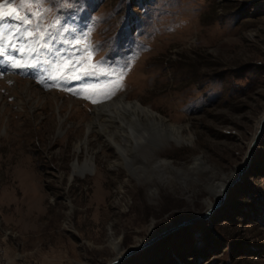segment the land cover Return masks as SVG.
Returning <instances> with one entry per match:
<instances>
[{"label": "rangeland", "instance_id": "rangeland-1", "mask_svg": "<svg viewBox=\"0 0 264 264\" xmlns=\"http://www.w3.org/2000/svg\"><path fill=\"white\" fill-rule=\"evenodd\" d=\"M23 5L0 0V264H112L162 233L120 264H264V0ZM120 99L164 123L136 142L135 109L96 112Z\"/></svg>", "mask_w": 264, "mask_h": 264}, {"label": "bare ground", "instance_id": "bare-ground-1", "mask_svg": "<svg viewBox=\"0 0 264 264\" xmlns=\"http://www.w3.org/2000/svg\"><path fill=\"white\" fill-rule=\"evenodd\" d=\"M16 37V36H15ZM18 38H16L14 41H16ZM13 41V42H14ZM14 46H16V43L14 42ZM125 107H128L131 109H135L132 113V112H128L127 110V113H124L125 114H128V116H130V121H125V124H127V130L129 133L133 134L134 136V139L137 141H141V139H147L148 138V132L147 130H150L149 128H146V126H144V124H147L148 121H155V122H160L161 123H164L163 119L160 118L159 116H157L156 114H154L153 112H151L149 109L147 108H143L141 107L139 104L137 103H124L122 99L120 100H115L111 103H108V104H104L102 106H99L96 108V112L99 114L100 112H105V113H113V116L116 115V112H118L119 116L121 115V113H123V110L122 108H125ZM125 110V109H124ZM106 115V114H105ZM111 116V115H110ZM100 117V116H99ZM109 117V116H108ZM96 119V118H95ZM105 120V119H103ZM262 120L263 118L261 119V123H262ZM106 121V120H105ZM133 122V123H132ZM135 123H139L141 125H143L142 127L146 130H144L143 132H140V134H136V131H135ZM134 124V126H133ZM153 124V123H152ZM107 125V124H106ZM131 125V127H130ZM261 125V124H260ZM133 127H135L133 129ZM155 130V129H154ZM256 137V136H255ZM255 137H254V140H255ZM183 139L182 135L181 137L179 136L178 139ZM253 140V141H254ZM180 141V140H179ZM253 143V142H252ZM252 145V144H251ZM91 161L88 160L87 163L85 164V168H89V166L91 165L90 164ZM160 163L161 164H167L165 161H161L160 160ZM163 166V165H162ZM79 169V167H77ZM80 172V171H79Z\"/></svg>", "mask_w": 264, "mask_h": 264}, {"label": "water", "instance_id": "water-1", "mask_svg": "<svg viewBox=\"0 0 264 264\" xmlns=\"http://www.w3.org/2000/svg\"><path fill=\"white\" fill-rule=\"evenodd\" d=\"M103 104H105V103H103ZM101 105H102V104H101ZM98 106H100V105H98ZM263 135H264V118H263V120H262V123H261L259 129H258V132H257V135H256V137H255V140L253 141L252 145L250 146L249 152H248V154H247V156H246V166H245V168H247V167L249 166V164H250V162H251V160H252V158H253V156H254V154H255V152H256V149H257V147L259 146V144H260V142H261V139L263 138ZM235 183H236V182H235ZM235 183H233V185H234ZM226 195H227V191L224 192V194H223V195L221 196V198L218 200L217 204L214 206V208L211 209V211H209V212L206 214V216L204 217V219H208V218L214 213V211L220 207V205L224 202V200H225V198H226ZM185 225H186V224L182 222V223L179 224L178 226L173 227V230H172V231L174 232V231H176L177 229H180V228L184 227ZM166 234H167V233H164V234L162 233V236H160L159 238H157V239H155V240L153 239V240L149 241V243L146 244L145 246H143L141 249H138V250H135V251H131V252H129L127 255H125V256H123V257L117 259L116 261H114L112 264H120L121 262L125 261V260L128 259L130 256H132L135 252H138V251L142 250L143 248L148 247L149 245L151 246L152 244H154L156 241L160 240L161 237L165 236Z\"/></svg>", "mask_w": 264, "mask_h": 264}, {"label": "snow or ice", "instance_id": "snow-or-ice-1", "mask_svg": "<svg viewBox=\"0 0 264 264\" xmlns=\"http://www.w3.org/2000/svg\"><path fill=\"white\" fill-rule=\"evenodd\" d=\"M23 6H24L23 0H21V7H23ZM2 7L3 6H0V8H2ZM15 11H16L15 9H11V12H15ZM9 16H10V12H4V11L0 10V21L4 20L6 17H9ZM15 18L20 19L21 22H23V23H30V21H28L22 17H19L18 15ZM4 39H8V41L10 42L11 38L10 37L5 38L3 32H0V40H4ZM6 48H7L6 44H0V57H5ZM13 50L17 51V52H23L24 51V49H22V48L21 49L13 48ZM11 66L12 67H20L21 65L18 62L14 61ZM89 74H91V73H89ZM118 86L119 85L117 84V87ZM73 94H76V93H73ZM85 98H87V97H85ZM96 102H97L96 100H93V103H96Z\"/></svg>", "mask_w": 264, "mask_h": 264}]
</instances>
